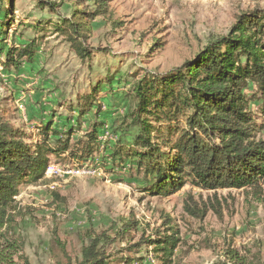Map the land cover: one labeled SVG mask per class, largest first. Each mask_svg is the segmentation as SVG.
<instances>
[{
	"label": "rangeland",
	"instance_id": "1",
	"mask_svg": "<svg viewBox=\"0 0 264 264\" xmlns=\"http://www.w3.org/2000/svg\"><path fill=\"white\" fill-rule=\"evenodd\" d=\"M105 1L106 13L91 23L87 40L91 56L81 61L51 28L61 17L71 15V1L13 0L11 8L3 0L12 12L3 21L5 27L0 22V50L30 39L38 44L35 59L41 68L33 75L34 83L27 75L0 66V113L31 133L30 142L39 136L27 128L37 129L48 121L57 128L74 129L72 142L84 139V132L99 117L93 108L76 122L78 116L72 110L77 109V95L90 92L104 77L113 76V84H100L95 94V107H101L98 116L105 119L103 130H109L99 150L84 163L94 166L95 173L74 174L73 168L83 163L66 153L49 155V166L58 171L20 185L14 217L0 229V259L15 249L12 260L18 264L22 257L30 264L64 263V249L74 260L90 228L115 237L107 248L111 264H125L123 258L131 259L129 264H212L227 249L236 250L246 264H264V187L254 192L249 188L204 190L186 184L175 194L160 196L148 190L153 178L144 179L133 158L111 156L116 144H131L134 129L122 131L120 126L134 104L133 84L147 73L165 75L181 67L209 42L227 35L239 15L264 10V0ZM84 5L96 7L92 0ZM3 13L0 10V20ZM37 22L43 24L42 32L33 30ZM36 91L57 94L48 103L36 100ZM21 92L26 102L15 98L14 93ZM44 112L39 122L36 117L41 119ZM255 114L258 123L264 121V113L256 110ZM28 118L36 123L27 124ZM66 120L71 121L64 124ZM258 136L264 137V128ZM186 207L205 210V214L192 215ZM175 231L178 240L166 256L160 249L162 241ZM147 239L155 242L149 244Z\"/></svg>",
	"mask_w": 264,
	"mask_h": 264
},
{
	"label": "trees",
	"instance_id": "2",
	"mask_svg": "<svg viewBox=\"0 0 264 264\" xmlns=\"http://www.w3.org/2000/svg\"><path fill=\"white\" fill-rule=\"evenodd\" d=\"M6 1L12 8L13 0ZM69 1L71 15L61 17L51 28L83 61L92 52L87 47L91 23L106 13V1L92 0L95 9H87L85 0ZM2 3L0 0V10L4 11L0 22L5 27L3 21L12 11ZM32 28L37 33L44 30L40 22ZM37 45L36 39H30L0 50V66L18 73L24 63L33 61ZM105 82L110 85L113 76L100 79L90 92L77 95L76 122L93 108L98 117L101 107L98 103L95 107V94ZM131 95L132 110L120 126L122 131L134 129L131 144H116L111 156L133 158L136 171L144 179L153 178L148 187L151 193L169 196L186 184L204 190L249 188L254 192L264 187V137L258 136L264 121L258 123L255 114L256 110L264 113V10L239 15L227 35L209 42L176 70L142 76L133 84ZM53 125L50 121L41 123L36 129L38 140L30 142L31 133L6 121L0 113V229L14 217L20 185L44 177L49 155L66 153L85 163L102 145L103 120H94L84 139L73 142L74 129ZM186 208L198 217L205 214V210ZM125 226L126 230L129 225ZM176 232L162 241L160 249L166 256L176 245ZM84 239L74 260L62 249L66 261L57 264H111L112 255L107 251L115 241L111 233L88 228ZM16 252L13 249L3 255L1 263L18 264L12 260ZM21 259L20 264H30ZM122 260L131 263L128 258ZM212 264L246 263L236 250L227 249Z\"/></svg>",
	"mask_w": 264,
	"mask_h": 264
},
{
	"label": "crops",
	"instance_id": "3",
	"mask_svg": "<svg viewBox=\"0 0 264 264\" xmlns=\"http://www.w3.org/2000/svg\"><path fill=\"white\" fill-rule=\"evenodd\" d=\"M36 56H38V51L37 52H35V56H34V58H33V61L32 62H30V63H24L21 67H20V69H19V71H18V75L20 76H23L24 77V75H27V79L28 80H32V82L34 83V81H36L37 79L35 78V76L33 77V75H34V73H35V71H40V68H41V65L37 62V60L35 59V58H37ZM39 58V57H38ZM32 75V76H31ZM33 83H31L30 82V85L31 84H33ZM38 83V82H37ZM35 88H36V86H34V89L33 90H30V92L31 93H33V92H35ZM21 94H22V96H24V93H14V95H15V98L16 99H18L19 101H21V100H24L25 102H26V100L25 99H22V97H21ZM56 94L57 93H54V95H52V94H50V95H47L46 93H45V91H36V93H34V95H33V97L35 98L36 97V100H39V99H41L42 101H48V103H51L53 100H52V98L54 97V96H56ZM101 94H104V93H101ZM104 97H102V98H105V97H107L108 95H103ZM48 98V99H47ZM29 106H31V105H29ZM36 107H38V104L37 105H33V108H32V111L34 112V108H36ZM72 112L74 113V114H76L77 113V110H72ZM71 112V113H72ZM28 113H30V115L32 114V112H31V109H29L28 108ZM44 116H45V112L43 113V115L41 116V119H39L40 117H36V119L40 122L41 120H44ZM99 118L97 119V120H105V119H103V117H101V115H99L98 116ZM29 120H28V123L27 124H31V125H33L34 123H36L35 122V120H33V118H28ZM49 120H51V118L49 119ZM61 119H59V121H60ZM59 121H57V122H59ZM68 120H66L65 122H64V124H67V123H70V121H68ZM83 122H85V120L83 119ZM53 124L55 125V122H53ZM40 125V124H39ZM38 125V126H39ZM53 125V126H54ZM58 126V129H60V127L61 128H64V126L63 125H61V126H59V125H57ZM57 128V127H56ZM27 129H34V130H36V128L33 126V128H27Z\"/></svg>",
	"mask_w": 264,
	"mask_h": 264
},
{
	"label": "built area",
	"instance_id": "4",
	"mask_svg": "<svg viewBox=\"0 0 264 264\" xmlns=\"http://www.w3.org/2000/svg\"><path fill=\"white\" fill-rule=\"evenodd\" d=\"M108 132H109V130L108 129H105L104 132L100 135L99 140H101L102 143L106 140L107 135H109ZM90 160L91 159H89V161ZM57 171H58V169L54 165H51V166H48V168L45 171V174L50 176L54 172H57ZM72 172L74 174H87V175H91V174H94L95 173V169H94V166L83 163V165H82L81 168H73Z\"/></svg>",
	"mask_w": 264,
	"mask_h": 264
}]
</instances>
